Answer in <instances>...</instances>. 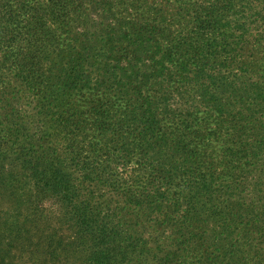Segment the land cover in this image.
<instances>
[{
    "label": "trees",
    "instance_id": "trees-1",
    "mask_svg": "<svg viewBox=\"0 0 264 264\" xmlns=\"http://www.w3.org/2000/svg\"><path fill=\"white\" fill-rule=\"evenodd\" d=\"M6 202L0 264H264V0H0Z\"/></svg>",
    "mask_w": 264,
    "mask_h": 264
},
{
    "label": "rangeland",
    "instance_id": "rangeland-1",
    "mask_svg": "<svg viewBox=\"0 0 264 264\" xmlns=\"http://www.w3.org/2000/svg\"><path fill=\"white\" fill-rule=\"evenodd\" d=\"M9 204H10V202H6L5 205L0 206V209L2 208V209L10 210L11 208H10V206H8ZM13 254L16 255L17 257H21V256H19L20 255L19 253H13ZM21 264H23V262Z\"/></svg>",
    "mask_w": 264,
    "mask_h": 264
}]
</instances>
